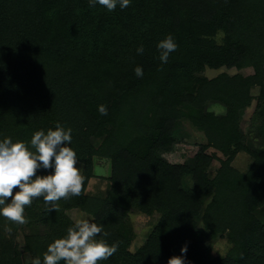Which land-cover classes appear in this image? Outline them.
<instances>
[{
    "label": "trees",
    "instance_id": "1",
    "mask_svg": "<svg viewBox=\"0 0 264 264\" xmlns=\"http://www.w3.org/2000/svg\"><path fill=\"white\" fill-rule=\"evenodd\" d=\"M167 34L178 48L162 65L156 45ZM223 67L252 74L201 76ZM254 86L264 97V0H132L111 12L88 0H0V139L31 147L37 130L71 128L85 177L80 195L61 198L55 210L33 199L25 224L0 216V264L43 259L48 244L75 224L72 210L103 224L109 244L119 242L101 264H167L185 245V264H264V226L254 214L264 206V157L242 145L238 131ZM209 103L225 115H208ZM102 104L107 115L98 111ZM182 119L206 142L197 157L203 166L191 174L158 155L170 151ZM208 148L227 157L212 179L203 168L212 159ZM241 151L253 159L244 174L229 166ZM94 158L110 161V186L90 196ZM132 211L157 216L134 252L126 225ZM224 236V256L209 258L200 248Z\"/></svg>",
    "mask_w": 264,
    "mask_h": 264
},
{
    "label": "clouds",
    "instance_id": "2",
    "mask_svg": "<svg viewBox=\"0 0 264 264\" xmlns=\"http://www.w3.org/2000/svg\"><path fill=\"white\" fill-rule=\"evenodd\" d=\"M131 3L132 0H88L90 7L101 5L109 12L115 11L117 6L123 10ZM156 47L163 65L178 44L172 34H167ZM136 51L143 54V44ZM134 73L137 78H142L143 67L136 66ZM98 111L107 115V105H99ZM71 142L72 129L59 123L54 129L35 131L30 140L31 147L21 140L13 142L10 136L0 139V216L25 224V206L31 205L33 199L42 198L45 203H51L49 210H55L56 201L80 195L85 177L77 166V153L70 147ZM49 169L47 174H38L40 170ZM103 236H107L103 224L82 215L67 228L64 236L48 244L43 259L33 257L31 264H101L119 248V242L109 244ZM180 252V256L169 258L167 264H185L187 245L181 247Z\"/></svg>",
    "mask_w": 264,
    "mask_h": 264
},
{
    "label": "rangeland",
    "instance_id": "3",
    "mask_svg": "<svg viewBox=\"0 0 264 264\" xmlns=\"http://www.w3.org/2000/svg\"><path fill=\"white\" fill-rule=\"evenodd\" d=\"M221 38L219 34L217 40ZM219 42V41H218ZM221 73L228 75H242L249 76L252 74L251 69L243 70H228L220 68L219 70H212L205 68L201 73L202 77L212 79ZM250 96L253 98L250 106L240 116L238 122V131L241 135L240 141L252 153L264 157V97L260 94V87L254 86L250 89ZM205 112L208 115L224 116L226 108L217 104L209 103L205 107ZM173 143L169 152L160 151L158 153L160 159L171 164L181 165L186 167L189 174L194 169L203 166L197 158L201 153L200 147L205 145V138L203 133L196 130L190 122L182 119L177 122L175 130L172 132ZM100 142H95L97 147ZM204 154L211 157V161L205 164V175L212 179L215 177L216 172L220 167L221 161H227V157L223 156L221 152L213 148H208ZM93 174L94 177L90 179L85 189L87 195H101L105 194L110 186L109 177L111 175V163L107 159H93ZM253 163V159L247 152L237 153L229 162V166L238 171L239 173H246ZM82 172V165L78 163ZM191 176L187 175L184 179V184H189ZM255 216L258 221L264 226V206L255 211ZM86 216L78 210L67 212V216L75 223L81 216ZM87 217V216H86ZM88 218V217H87ZM157 216H146L137 211H132L127 218L126 225L133 231L134 238L131 243L130 249L132 252L136 251L145 241L152 227L156 222ZM18 242H21V236H18ZM209 258L216 256H224L229 248L226 237L218 238L215 241H207L200 247Z\"/></svg>",
    "mask_w": 264,
    "mask_h": 264
}]
</instances>
